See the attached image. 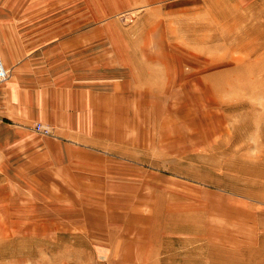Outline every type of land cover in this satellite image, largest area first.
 <instances>
[{
    "label": "rangeland",
    "instance_id": "obj_1",
    "mask_svg": "<svg viewBox=\"0 0 264 264\" xmlns=\"http://www.w3.org/2000/svg\"><path fill=\"white\" fill-rule=\"evenodd\" d=\"M0 60V264H264L263 2L1 0Z\"/></svg>",
    "mask_w": 264,
    "mask_h": 264
},
{
    "label": "crops",
    "instance_id": "obj_2",
    "mask_svg": "<svg viewBox=\"0 0 264 264\" xmlns=\"http://www.w3.org/2000/svg\"><path fill=\"white\" fill-rule=\"evenodd\" d=\"M256 2H263L264 4V0H256ZM115 96V98L111 99L108 96L100 95V104L95 105L97 106L96 108H92L93 113L91 118L92 121H95L96 124L99 123L100 125L97 130L99 135L112 138L116 136L117 139H120L118 131L119 129L125 131L126 127L114 124L116 121L115 117L119 116V114L126 116V118L133 115L135 113V105L133 98L131 100L129 95L127 98L120 93H118V95L115 94ZM91 106L93 107V104ZM105 114L108 115L106 120L104 116ZM121 135L124 136V134ZM100 161L104 162L103 159H100Z\"/></svg>",
    "mask_w": 264,
    "mask_h": 264
},
{
    "label": "built area",
    "instance_id": "obj_3",
    "mask_svg": "<svg viewBox=\"0 0 264 264\" xmlns=\"http://www.w3.org/2000/svg\"><path fill=\"white\" fill-rule=\"evenodd\" d=\"M8 70L3 66L1 60H0V82L5 81L8 78ZM41 127H38V130H40Z\"/></svg>",
    "mask_w": 264,
    "mask_h": 264
},
{
    "label": "bare ground",
    "instance_id": "obj_4",
    "mask_svg": "<svg viewBox=\"0 0 264 264\" xmlns=\"http://www.w3.org/2000/svg\"><path fill=\"white\" fill-rule=\"evenodd\" d=\"M172 121V120H171ZM173 124H174V121H173ZM162 212V211H161ZM184 220V219H183ZM188 226V225H187ZM181 232L183 233H190V232H193L195 230V228H190V227H184V226H181Z\"/></svg>",
    "mask_w": 264,
    "mask_h": 264
}]
</instances>
